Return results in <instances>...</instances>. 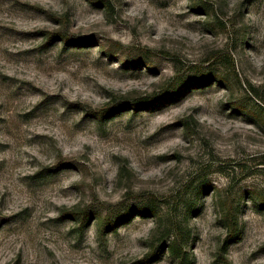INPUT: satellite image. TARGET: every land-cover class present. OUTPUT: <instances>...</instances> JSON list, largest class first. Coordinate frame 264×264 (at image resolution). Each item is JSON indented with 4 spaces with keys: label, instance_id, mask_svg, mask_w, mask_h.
Returning <instances> with one entry per match:
<instances>
[{
    "label": "rangeland",
    "instance_id": "1",
    "mask_svg": "<svg viewBox=\"0 0 264 264\" xmlns=\"http://www.w3.org/2000/svg\"><path fill=\"white\" fill-rule=\"evenodd\" d=\"M177 229L264 264V0H0V264H178Z\"/></svg>",
    "mask_w": 264,
    "mask_h": 264
},
{
    "label": "trees",
    "instance_id": "2",
    "mask_svg": "<svg viewBox=\"0 0 264 264\" xmlns=\"http://www.w3.org/2000/svg\"><path fill=\"white\" fill-rule=\"evenodd\" d=\"M54 35H57V34H54ZM62 40H65V42H67V43L71 42V40L68 37H66L65 35L62 37ZM172 87H173V89H170V91L166 90V92L164 94L165 96L168 95L169 93L171 95H173V94H176L179 92L180 87H176V86H172ZM146 102L147 101H144V99H139V100L133 102L132 106H135V110H136V108H138V106L145 104ZM110 111H111V108L110 109L109 108L104 109V110L98 111L96 113V115L100 116L99 118L106 119V114H110ZM116 112H119V111H116ZM231 211H232V206H230V209L227 211L226 216H225V220H226L227 224L229 225V227H231L230 236L233 238L235 234H238L237 229H236L237 228L236 225L238 223H237L236 218L233 217V213ZM97 218L100 219V224H99L100 228H103V229L107 228L108 229L110 227L113 228L115 226L116 221L113 218V216H108L106 218H102L101 216H98ZM86 219H87V214L84 213L82 215V223H85L84 221ZM170 237H172V240L167 247L170 254L172 256H174V258H176L178 264H191V258L188 254L187 247H186L188 234L182 229H177L172 234V236L170 235ZM159 252H160L159 247H158V249L155 248L150 253H148L144 257V259H147V260H149L147 262H150L157 257Z\"/></svg>",
    "mask_w": 264,
    "mask_h": 264
},
{
    "label": "snow or ice",
    "instance_id": "3",
    "mask_svg": "<svg viewBox=\"0 0 264 264\" xmlns=\"http://www.w3.org/2000/svg\"><path fill=\"white\" fill-rule=\"evenodd\" d=\"M146 103L142 105L144 112L140 116L141 122H146L148 118L156 115L157 113H162L166 110L167 106L172 103V100L168 97L160 96L158 98H145ZM172 127L162 126L155 135L152 136L151 140L147 141L148 143H158L162 142L168 137L172 132Z\"/></svg>",
    "mask_w": 264,
    "mask_h": 264
}]
</instances>
